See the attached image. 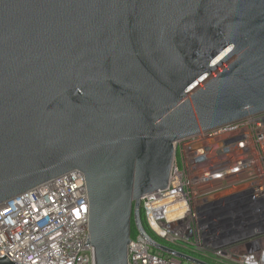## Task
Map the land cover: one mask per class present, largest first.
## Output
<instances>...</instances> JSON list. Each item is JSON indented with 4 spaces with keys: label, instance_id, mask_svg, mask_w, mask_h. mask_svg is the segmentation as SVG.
Listing matches in <instances>:
<instances>
[{
    "label": "water",
    "instance_id": "water-1",
    "mask_svg": "<svg viewBox=\"0 0 264 264\" xmlns=\"http://www.w3.org/2000/svg\"><path fill=\"white\" fill-rule=\"evenodd\" d=\"M264 112V0H0V205L84 173L96 264H129L175 143ZM0 264H18L6 255Z\"/></svg>",
    "mask_w": 264,
    "mask_h": 264
},
{
    "label": "built area",
    "instance_id": "built-area-1",
    "mask_svg": "<svg viewBox=\"0 0 264 264\" xmlns=\"http://www.w3.org/2000/svg\"><path fill=\"white\" fill-rule=\"evenodd\" d=\"M175 146L168 186L141 200L151 230L169 247L208 264H264V112ZM89 240V198L80 170L0 205V257L18 264H96ZM128 260L198 264L155 248L139 231Z\"/></svg>",
    "mask_w": 264,
    "mask_h": 264
},
{
    "label": "trees",
    "instance_id": "trees-1",
    "mask_svg": "<svg viewBox=\"0 0 264 264\" xmlns=\"http://www.w3.org/2000/svg\"><path fill=\"white\" fill-rule=\"evenodd\" d=\"M141 219H142V222H143V225L145 227V229L147 230V232L157 241L161 242L162 244H165V245H168L170 246V244H168L164 239H161L159 238L150 228V226L148 225L147 223V220H146V216H145V212H144V209L141 208ZM138 234V231L136 229V226H135V223H134V220H132V238H135ZM172 248H176L175 246H171ZM189 253V252H188Z\"/></svg>",
    "mask_w": 264,
    "mask_h": 264
}]
</instances>
